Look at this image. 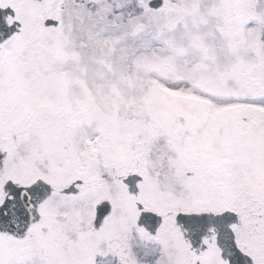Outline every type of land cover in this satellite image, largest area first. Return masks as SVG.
Returning <instances> with one entry per match:
<instances>
[{"label": "snow or ice", "instance_id": "snow-or-ice-1", "mask_svg": "<svg viewBox=\"0 0 264 264\" xmlns=\"http://www.w3.org/2000/svg\"><path fill=\"white\" fill-rule=\"evenodd\" d=\"M0 264H264V0H0Z\"/></svg>", "mask_w": 264, "mask_h": 264}]
</instances>
